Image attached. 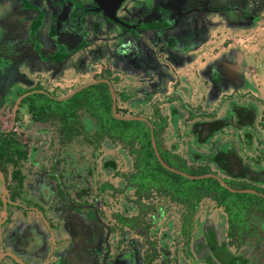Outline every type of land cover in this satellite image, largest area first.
<instances>
[{
  "label": "flooded vegetation",
  "instance_id": "flooded-vegetation-1",
  "mask_svg": "<svg viewBox=\"0 0 264 264\" xmlns=\"http://www.w3.org/2000/svg\"><path fill=\"white\" fill-rule=\"evenodd\" d=\"M10 1L8 8L0 5V9H12V14L0 22V80H20L23 70H19L18 63L23 59L33 60L35 67L38 64L39 67L33 71L30 81H35L30 86H10L8 102L3 104L0 112L1 123L6 113L11 122L9 127H3L0 123V131L8 134L4 136L12 139L13 144L22 146L20 150L9 151L16 158V165L9 163L0 166V264H264V206H261L260 198L246 205L238 217L243 222H237L234 231H230L228 215L223 206L210 198L222 213L216 214L215 218L207 215L197 221L194 218L198 204L186 225L187 229L182 230L184 205L166 197L169 204L173 202L178 207L183 206L181 215L178 213L181 223L177 227L174 221L165 220L167 213L161 203L155 205L149 203L156 201L151 197H138L128 175L125 184L104 182L97 185L98 191L111 189L125 194V198L115 197L118 203L114 204L107 219L109 222L105 223L99 214V207H95L101 202L95 197L93 167L60 166L62 159L68 161V156L62 155L63 151H56V154L61 153L57 157L52 155L49 148H44L50 142L44 132L46 129H40L33 141H29L32 140L29 135V138L23 139L16 133L20 109L26 107L24 118L56 127L58 141L62 144L71 143L80 135L86 142H94L89 139V133H92L95 142L119 143L104 135L103 138L97 137V121L83 107L74 111L76 121L79 125L88 124L89 128L87 131L82 129L80 134L68 140L66 135H61L62 121L53 111L57 104L55 102L65 104V100L77 92L86 88L94 91L93 88L102 83L107 86L114 119L147 123L155 154L159 157L152 131L156 128L159 137L168 120L165 116L154 121L146 116L119 115L118 104H132L133 97L126 89L115 88L118 73H114L110 66L101 70L97 77L92 75L90 79L83 77L82 81L78 80L84 76L76 74L78 70L87 65L88 71H91L94 65H89L90 61L102 55L106 46H112L99 44L100 39L95 38L107 29L113 33H110L112 36L117 35L116 39H112L115 42L113 61L115 56L117 60L114 67L116 64H127L133 71H141L143 80L150 87V90L144 91V97H148L146 101L154 93L167 91L168 83L175 84L177 80L183 83L178 85L177 95L181 97L178 100L180 104L188 109L187 115L182 117L183 111L172 103L169 122L176 128L177 121L182 117L194 144L197 147L209 145V148L200 151L189 146L187 157L175 152V145L165 149L183 157L187 165L196 167L200 162H192L190 152L222 155L217 149L230 144L235 151H224L231 153L227 159H231L232 165L227 167L231 171L240 170L235 158L232 159L234 154L242 163L249 164V173L254 176L239 177L231 187L224 178L232 177L208 161L206 174L190 177L215 176L231 191L248 192L264 198V164L261 158L250 161L243 158L239 147L233 142L216 143V136L226 132L232 135L242 132L247 147L252 145L254 137L259 143L264 142V104L261 107L264 98H255L264 94V55L258 49L261 36L252 37V41L255 40L249 45L255 47L251 49V54L249 49L245 53L241 48L242 38L234 41L235 38L228 35L229 23L235 27L238 35L255 28L253 25L258 22L264 23L260 10L245 9L246 0H123L116 8V16L137 25L129 30L97 10L110 9L106 5L104 7V0ZM255 29L248 32H255ZM250 34L255 36V33ZM163 55H166L168 65L173 66L177 74L166 70L168 65L159 60ZM4 72L10 73V77L3 76ZM177 76V80L172 79ZM42 77L52 82L54 87H44ZM186 83L188 90L184 85ZM250 84L254 89L250 88ZM245 87L253 97L238 99L240 88ZM57 90L65 91L59 94ZM177 90L173 88L171 92ZM27 95H31L37 103H45L46 109L41 108L45 112L39 113L45 119L35 118L30 106L23 103ZM215 98H219L218 101ZM183 102H188L189 106ZM232 103L241 110L237 120L241 126L236 130L222 128L206 139L215 125L212 121L227 122L223 118L232 115ZM39 106L35 104V107ZM224 110L225 113L221 114ZM251 115L253 123L244 124ZM192 124H196V135L203 142H198L191 132ZM262 148L264 154V146ZM128 152L131 154L129 149ZM20 153H25L26 157L19 158L22 157ZM108 159L113 160L115 166L104 167V161ZM8 165L11 166L10 172L6 170ZM51 167L52 173L49 171ZM102 167L115 170L116 161L107 157L102 160ZM30 172L35 175H30ZM27 176L32 179L26 181ZM130 191L134 196H129ZM141 222L144 223V233L138 229ZM219 235L221 240H218Z\"/></svg>",
  "mask_w": 264,
  "mask_h": 264
},
{
  "label": "rangeland",
  "instance_id": "rangeland-1",
  "mask_svg": "<svg viewBox=\"0 0 264 264\" xmlns=\"http://www.w3.org/2000/svg\"><path fill=\"white\" fill-rule=\"evenodd\" d=\"M5 1V4L3 3ZM247 3H245V9H259L260 14L264 16V0H246ZM10 0H0V5L3 4L5 8H8L10 5ZM1 6V7H3ZM12 14V9H0V22L3 21L5 18H7L9 15ZM255 28H251L247 31L244 32L243 35H238L235 31V27L229 23L228 24V35L235 38L234 41H237L238 39L242 38V41L240 43H243L241 48L243 51L246 53L247 50H250V53L252 54L254 48V45H249V43L254 42L252 41V37L259 38L260 40L259 43L260 45L258 46V49H260L259 53H262L264 55V23L263 22H258L255 25ZM258 27V28H257ZM252 29H255V32H248L251 31ZM1 31V30H0ZM111 31L102 30L100 35H97L95 38H98L99 44H112V46H106L107 48L104 49V52L102 55H99L90 61L89 65H94L93 68H91V71H88L87 65H84L82 70H78V75L84 74V76H81L80 81H82L83 77L84 79H90L94 75V77H97L101 72L103 71L104 68H108L109 66L111 67V70L114 73H118L117 76V83H114L115 88L118 89H123L127 90L132 93L133 97V102L132 104H129V102H120L119 109H118V114L119 115H127V116H146L149 117L150 119L157 121L160 116H165L168 120H166V123L163 127V129L159 132V140L161 143V147L163 149H169L171 148L172 145H175L177 148L175 152L179 153L180 155L187 157L186 152L189 146L198 149L200 151H206L209 148V145L206 146H200L197 147L194 142L192 141V138L190 135L187 133V125L184 123L183 118L185 115H187V108L184 107L178 100H181V97L177 95L179 90H177L178 85H182L183 83L178 79L179 76L172 78L176 79L177 81L175 84L168 83L167 85V91L161 92V93H154L152 94L151 99L149 101H146V98L144 97L145 93L144 91H147L148 89L150 90V87L148 84L143 80V75L141 74V71H133L132 68H130L127 64L123 65H115L114 63L117 62L116 56L114 57L113 61V44L115 43L113 38L116 39L117 35H111ZM250 33H255V36L250 34ZM113 34V33H112ZM258 36V37H257ZM209 35L206 37L208 39ZM108 39H111L112 41H108ZM233 41L232 39H229ZM228 40V41H229ZM236 43V42H235ZM101 58V59H100ZM160 61H163L166 65H168V59L166 55H163L159 58ZM39 65V64H38ZM37 65V66H38ZM19 70H23L22 75L19 78H17L18 82L14 81L12 82V78L8 81L6 79V82H1L0 80V112L4 108V103L7 101L8 102V91L10 90V86L13 87L14 85H19L20 87L25 85V86H30L33 82L31 79V76L34 74L33 71L38 69V67H35V62L33 60L29 59H23L20 63H18ZM113 67V68H112ZM167 71L171 74H177L176 69L171 66L170 64L168 67H165ZM193 67H191V71H193ZM248 69V68H247ZM43 70V69H42ZM187 70V69H186ZM190 69H188L189 71ZM252 70V68H250ZM88 71V72H87ZM92 71L96 72L93 73ZM11 72V71H10ZM130 73V74H129ZM10 73L4 72L2 75L10 77ZM1 75V74H0ZM188 76V74H187ZM264 76V75H262ZM1 77V76H0ZM187 78V77H186ZM29 80V81H28ZM261 80V79H260ZM175 81V80H173ZM252 81V79H251ZM262 81V80H261ZM43 82V83H42ZM41 83L43 84L44 87L46 88H53L54 84L50 82L48 79L42 77ZM264 84V83H263ZM186 89L188 90V83L184 84ZM189 86V85H188ZM246 86V85H245ZM175 88L177 91L176 92H171ZM250 88L254 89L253 86L250 84ZM194 89V85H193ZM232 90V89H231ZM231 90H227L230 92ZM65 90H57L59 94L64 93ZM239 93L237 95L238 99L242 98H247L248 96H252V92L247 88H240ZM14 97V95H12ZM143 99V101H139V99ZM257 100L263 99L264 94L260 95V98L255 97ZM219 98H215L216 101H218ZM148 100V99H147ZM223 100H226L223 98ZM182 102V101H181ZM264 102V101H261ZM177 105V107L183 111L182 117H180V120L177 121L178 127L175 128V126L172 125L171 122H169L170 118V113H169V108L171 104ZM186 106H189L188 102H183ZM218 103V102H217ZM220 103V102H219ZM172 104V105H173ZM264 103H261V107H263ZM121 105V107H120ZM212 106H216L213 104ZM219 107V106H218ZM217 107V110L219 111ZM194 109L193 107H191ZM198 111V110H197ZM226 110L222 111L221 114H224ZM196 112V111H195ZM220 113V111H219ZM26 107H22L19 112L18 116V123L16 124L17 128L16 133H18L23 139L28 137V135L31 137L33 141L34 135L40 130V129H46L44 132L46 133V136L48 139H50V142L44 147V148H49L50 151H52V155L55 156H60L61 153L59 152L56 154V151H63L62 155H67V162L66 159H62L63 162L60 163V166H65L70 165V166H83L84 168L87 167H93L94 169V177L93 181L96 187V192H95V197H98L100 199L101 204H96L95 207H99V214L102 218V220L105 223H108L109 220H107L111 213L112 209L115 207L114 204L118 203V200L115 199V197L118 198H125L124 193H119L117 190H111V189H106L104 191H98L97 185L102 184L104 182H109L112 183L113 185H118L119 183H126L127 176L135 171L134 170V158L135 156L130 154L128 152V148L124 146L122 143H116L114 145L106 144L105 142L99 140L97 142L96 139L93 138L92 133H89V139H91L94 142H86L83 140L82 136H78L76 139H74L71 143H60L58 141V135H57V130L56 127L53 126H44L41 125L35 121H29L27 118H24V115H26ZM9 115H6L1 119L4 122L1 123L3 127H9L11 122L9 121ZM28 120V121H27ZM180 121V122H179ZM15 125V124H14ZM44 127V128H43ZM24 135V136H22ZM60 137V136H59ZM217 142L219 144H223L226 141L233 142L236 144L241 152V155L243 156L244 159H248L252 161L251 159H255L256 157L261 158V163L264 164V154L262 151V147L264 146V142L259 143L257 140H254L252 145L250 147H247L244 143L243 137H242V132L237 133L235 135H232L230 132H226L225 134L217 135ZM261 138H263V135H260ZM29 138V137H28ZM60 139V138H59ZM215 139V138H214ZM111 157L116 161V169L115 170H109V169H103L102 167V160ZM49 162V161H48ZM76 168V167H75ZM11 166L8 165L6 170L10 172ZM214 169V168H213ZM46 171V169H45ZM50 173L53 172V168H49ZM30 175H35L33 172H30ZM32 178L27 176V180H31ZM133 191L129 192V196H134ZM116 193V194H115ZM148 195V194H147ZM152 198L153 200L156 201H150L149 203H155L157 205L158 203H161L162 209L165 210L167 213V218L165 220H172L174 221V224L178 227L181 223V217H179L182 213L183 206L178 207L176 203H171L167 201L168 198L165 196H161L157 193H154V191H151V193L148 196H145V198ZM158 199V200H157ZM115 202V203H114ZM180 212V215L178 216V213ZM222 210L220 208H217V206L214 204V201L204 198L198 206V210L196 212V219L199 221L202 219L204 216L210 215L212 218H215L216 214H221ZM179 219V220H178ZM150 221V220H149ZM142 223V225H141ZM138 225V229L141 230L143 233L145 230L143 229V222H141ZM150 225H153L152 223ZM221 236H218V240H221ZM183 239V238H182ZM230 244V243H229Z\"/></svg>",
  "mask_w": 264,
  "mask_h": 264
},
{
  "label": "trees",
  "instance_id": "trees-1",
  "mask_svg": "<svg viewBox=\"0 0 264 264\" xmlns=\"http://www.w3.org/2000/svg\"><path fill=\"white\" fill-rule=\"evenodd\" d=\"M97 86L98 87L93 88L94 91L86 88L85 90L77 92L72 97L65 100V104L64 102H55V104H57L54 105L53 111L62 121L60 130L61 135H66L69 140L76 134H80L82 129L87 131L89 125H79L76 121L77 116L74 112L78 107L85 108L89 115L94 117L97 121L95 125V134L97 137L103 138L105 136L113 142L117 141L122 143L124 146L126 145L131 154L135 156L133 162L135 171L129 174L130 177L128 180L136 187L138 197L142 195L147 196L151 191H154L161 196L177 200L184 205L185 212L182 230L187 229L186 225L191 221L192 215L199 202L205 197L214 200L219 206H223L224 211L228 215L230 231H234V225L237 224V222H243V220L238 217L243 213L246 205L253 204L252 200L260 198L262 200L261 206H264L263 197L248 192L231 191L215 176L190 177L206 174L208 172L206 169V162L211 161L224 174L232 177V179L224 178L225 183L231 187H234V182H236V179L239 177L253 178L254 176L252 177V174L249 173L251 170L249 164L242 163L234 154L232 159L235 158V162L238 167H240V170L231 171L227 167L232 165L231 159H227L230 157L231 153H224V151H235L232 145L229 144L227 147L218 148L217 151L221 152L222 155H217V153L205 155L190 152V160L192 162H200L196 167H192L186 164L183 157L175 156L171 151L163 149L159 137L157 136V129L153 128L152 134L155 138L154 141L158 150V157L155 154L151 141L150 126L140 120L114 119L111 115L110 97L107 86L102 83H98ZM35 100L36 99L31 95H27L23 98V103H27L30 106L31 112L35 113V118L45 119V117L41 118L39 115L40 111L45 112V103H37ZM35 104H40V106L35 107ZM231 106H234L233 109H231L232 115L223 118V121L227 120V122L222 124L219 120L212 121L216 126H213L212 133L209 132L205 137L206 139L222 128H233L236 130L241 126L237 121L240 117L238 113H240L241 110L235 103H232ZM248 111L251 112L252 110ZM247 118L249 119L244 124L253 123L252 115ZM230 120H232V123ZM190 130L198 142H203V139L196 135V124H192ZM4 135L7 136L8 134L0 131V166H6L9 163L16 165L17 160L12 154H9V151L20 150L22 146L13 144V140L6 138ZM19 155L22 156L19 158L26 157L25 153H20ZM103 166L113 167L115 166V162L108 159L104 161ZM180 172H184L185 174Z\"/></svg>",
  "mask_w": 264,
  "mask_h": 264
},
{
  "label": "water",
  "instance_id": "water-1",
  "mask_svg": "<svg viewBox=\"0 0 264 264\" xmlns=\"http://www.w3.org/2000/svg\"><path fill=\"white\" fill-rule=\"evenodd\" d=\"M105 5L110 7V9H97V10H101L103 11V13L106 15V17L113 21L116 22L117 24H120L121 26H123L126 29H135L136 28V24H130L128 22H125L124 20L120 19L119 17L116 16V8L123 2V0H104ZM0 176L2 177V175L0 174Z\"/></svg>",
  "mask_w": 264,
  "mask_h": 264
}]
</instances>
